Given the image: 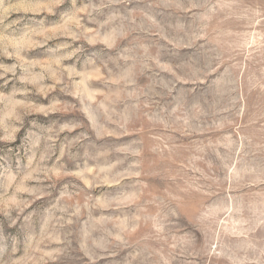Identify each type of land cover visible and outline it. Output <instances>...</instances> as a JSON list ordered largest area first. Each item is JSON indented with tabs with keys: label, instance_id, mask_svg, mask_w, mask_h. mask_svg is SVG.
Masks as SVG:
<instances>
[{
	"label": "rangeland",
	"instance_id": "rangeland-1",
	"mask_svg": "<svg viewBox=\"0 0 264 264\" xmlns=\"http://www.w3.org/2000/svg\"><path fill=\"white\" fill-rule=\"evenodd\" d=\"M0 264H264V0H0Z\"/></svg>",
	"mask_w": 264,
	"mask_h": 264
}]
</instances>
